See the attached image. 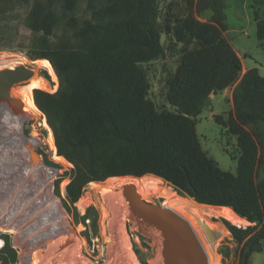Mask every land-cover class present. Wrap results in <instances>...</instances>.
<instances>
[{
	"label": "trees",
	"instance_id": "obj_1",
	"mask_svg": "<svg viewBox=\"0 0 264 264\" xmlns=\"http://www.w3.org/2000/svg\"><path fill=\"white\" fill-rule=\"evenodd\" d=\"M81 1L36 0L26 20L34 32H42L31 57L41 58L37 62L50 72L55 69L60 78L55 93L30 83L21 94L36 113H45L55 156L74 164L65 188L66 209L81 222L76 203L91 182L109 179V187L119 188L128 180L142 181L167 196L171 191L163 186L166 180L195 204L227 208L254 223L245 228L227 223L242 244L239 264H250L264 246V132L246 127L264 122V75L259 68L242 76L228 119L215 115L216 122L237 137L236 173L221 168L204 151L196 128L210 94L232 86L243 70L242 58L224 35V0H189L186 17L168 21L165 30L159 0H88L87 17L72 16L67 22L73 36L52 44L49 37L59 22V6L73 13ZM206 10L213 12L209 22L195 15ZM254 18L257 37L264 43V15L255 10ZM166 30L184 48L167 84V100L176 111L157 109L148 97L150 83L141 65L165 53ZM44 161L58 165L46 156ZM88 213L82 217L85 230L98 222L93 218L87 223ZM0 260L18 262L9 239L0 248Z\"/></svg>",
	"mask_w": 264,
	"mask_h": 264
},
{
	"label": "rangeland",
	"instance_id": "obj_2",
	"mask_svg": "<svg viewBox=\"0 0 264 264\" xmlns=\"http://www.w3.org/2000/svg\"><path fill=\"white\" fill-rule=\"evenodd\" d=\"M87 1L82 0L73 13H66L59 6V22L49 37L52 44L73 36L74 28L67 22L72 16L87 17ZM35 2L0 0V66L27 62L36 69L35 75L21 83L26 86L42 84L46 89H36L55 93L60 87L55 69L50 72L37 62L41 58L31 57L42 35V32H34L26 21ZM224 2L228 25L224 35L242 58L243 70L232 86L210 95V103L199 115L196 128L204 151L221 168L236 173L240 155L237 137L217 123L215 115L221 114L228 119L234 110L233 92L248 69L257 67L264 75V43L257 37L254 18L255 10L264 15V0ZM159 6L164 30L168 21L173 24L190 11L189 0H159ZM195 15L199 20L209 22L213 12L206 10ZM162 43L165 53L141 65L150 83L148 97L157 109L176 111L167 100V84L180 64L183 43L167 30L162 34ZM21 96L22 110L15 113L25 117L24 125L20 120L0 113V248L9 239L17 250V264H133L129 262L130 253L138 264H153L162 252L159 241L143 230L137 214L131 212L159 215L158 210L166 207L187 222L204 247L209 264H239L242 244L232 235L227 223L243 228L254 223L246 218L243 220L244 217L227 208L195 204L193 198L166 180L163 186L171 191L167 196L142 181L128 180L119 188L109 187L106 184L109 179L91 182L76 203L81 220L77 223L78 218L66 209L63 201L74 164L55 156L48 140L49 128L44 125L47 122L45 113L42 110L36 113ZM246 127L250 131L264 132V122ZM22 128L30 137L23 135ZM45 156L58 165H47ZM262 156L264 160V150ZM37 161L42 169L37 168ZM262 176L261 169L258 180ZM127 183L135 185L136 189ZM87 212V223L97 218L96 228L90 225L85 230L82 217ZM250 264H264V246L261 252L252 255Z\"/></svg>",
	"mask_w": 264,
	"mask_h": 264
},
{
	"label": "bare ground",
	"instance_id": "obj_3",
	"mask_svg": "<svg viewBox=\"0 0 264 264\" xmlns=\"http://www.w3.org/2000/svg\"><path fill=\"white\" fill-rule=\"evenodd\" d=\"M6 116L8 117V115ZM37 168L42 169L39 163L37 164ZM127 185L136 189V186L131 183H127ZM135 213L143 225V230L154 236L159 241L162 249L161 255L153 264H198L201 261L199 258L197 259L192 233L186 229L185 225H181L175 221L173 216L175 214L171 208L159 209V215H145L141 212H131L133 215ZM129 262L138 264L132 253L129 256Z\"/></svg>",
	"mask_w": 264,
	"mask_h": 264
},
{
	"label": "water",
	"instance_id": "obj_4",
	"mask_svg": "<svg viewBox=\"0 0 264 264\" xmlns=\"http://www.w3.org/2000/svg\"><path fill=\"white\" fill-rule=\"evenodd\" d=\"M40 75L43 74V72L39 71ZM35 75V70L33 69H25V68H17V69H2L0 70V101L4 99H9V95L7 93L8 87L12 85L13 83L22 82L30 77ZM214 94L212 92L210 95ZM16 106H20L18 100H11ZM175 214V213H174ZM175 218V221L179 224H183L186 226V229L189 230L193 235V243L195 244V249L197 252V259L199 258L198 264H209V257L202 246L199 239L195 236L193 231L191 230L190 226L185 222L181 217L177 216L176 214L173 215ZM177 225V224H176Z\"/></svg>",
	"mask_w": 264,
	"mask_h": 264
},
{
	"label": "flooded vegetation",
	"instance_id": "obj_5",
	"mask_svg": "<svg viewBox=\"0 0 264 264\" xmlns=\"http://www.w3.org/2000/svg\"><path fill=\"white\" fill-rule=\"evenodd\" d=\"M0 63H1V61H0ZM1 66H0V70L6 69V68L17 69V68L21 67V68H25V69H33V70L36 71V69L33 67V65H30L27 62H19V63L15 64L14 66H10V65L7 66V65H3V64ZM24 86H26V85H23L21 82L13 83L12 85H10L8 87V90H7V93L9 95V99H4V100L0 101V113L1 114L5 113L11 119L13 118V119H16L18 121L20 120L22 122V125H24V123H25V120H26L25 117L22 116V114H18V113H15V112L17 110H22L23 101L21 100L22 96H21L20 93H21V88H23ZM33 93H35V90H34ZM16 94H18V95H16ZM33 96H34V99H35V95L34 94H33ZM11 100H18L20 106H16Z\"/></svg>",
	"mask_w": 264,
	"mask_h": 264
},
{
	"label": "built area",
	"instance_id": "obj_6",
	"mask_svg": "<svg viewBox=\"0 0 264 264\" xmlns=\"http://www.w3.org/2000/svg\"><path fill=\"white\" fill-rule=\"evenodd\" d=\"M2 57H3V56H1V58H2ZM22 133H23V135H24L25 137H27V135L25 134L23 128H22Z\"/></svg>",
	"mask_w": 264,
	"mask_h": 264
},
{
	"label": "clouds",
	"instance_id": "obj_7",
	"mask_svg": "<svg viewBox=\"0 0 264 264\" xmlns=\"http://www.w3.org/2000/svg\"><path fill=\"white\" fill-rule=\"evenodd\" d=\"M53 134H54V133H53ZM26 135H27V134H26ZM27 137H30V136L27 135ZM54 138H55V137H54ZM55 143H56V142H55ZM57 152H58V149H57Z\"/></svg>",
	"mask_w": 264,
	"mask_h": 264
}]
</instances>
